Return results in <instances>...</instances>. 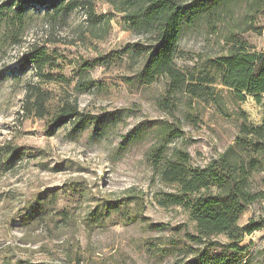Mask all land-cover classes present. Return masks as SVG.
Instances as JSON below:
<instances>
[{"label": "rangeland", "instance_id": "1", "mask_svg": "<svg viewBox=\"0 0 264 264\" xmlns=\"http://www.w3.org/2000/svg\"><path fill=\"white\" fill-rule=\"evenodd\" d=\"M249 1L222 0L210 20L186 17L176 67L187 72L226 54L233 34L263 52L264 16ZM13 5L0 0V264H213L231 254L225 236L193 242L186 211L159 203L173 189L155 166L182 153L187 167H204L233 144L243 121L261 123L264 97L239 103L222 90L215 105L170 93L164 76L140 85L145 58L132 45L146 39L109 0H75L55 16ZM89 8L109 23L95 26ZM33 47L53 65L24 67ZM81 77L87 85L78 90ZM29 86L48 94L43 118L23 109ZM74 100L80 115L52 127L59 106ZM250 186L263 199L238 220L253 230L239 243L241 260L264 264V173Z\"/></svg>", "mask_w": 264, "mask_h": 264}, {"label": "trees", "instance_id": "2", "mask_svg": "<svg viewBox=\"0 0 264 264\" xmlns=\"http://www.w3.org/2000/svg\"><path fill=\"white\" fill-rule=\"evenodd\" d=\"M75 0H14L16 11L22 13L28 7L42 8L55 15L68 13ZM113 10L121 13L130 29L143 36L147 44H133V52L144 56V63L135 75L140 85H149L164 76L170 93L184 92L193 99L221 103V91L229 92L234 102H245L252 97L260 103L264 97V51H251L245 41L233 34L227 38L226 54L206 61L198 68L184 72L175 65V57L182 23L187 17H205L210 20L217 13L222 0H109ZM232 1V0H231ZM248 8L254 14L264 16V0H250ZM88 9V20L96 26L109 23L103 16H96ZM103 20V21H102ZM21 64L41 70L53 65L44 48L33 47L22 56ZM76 85L86 89L83 77ZM87 82V81H86ZM221 87L218 89V87ZM24 111H35L43 118L47 113L48 94L29 86ZM78 104L63 102L57 109L52 127L58 128L79 116ZM19 150L10 152L14 158ZM177 162L166 161L155 166L160 182L173 189L164 193L159 203L163 207H182L195 223L197 236L193 242L210 237L225 236L228 239L224 252L215 255L213 264H247L242 262L245 249L239 246L245 234H251L248 226L240 227L238 220L263 194L251 189L255 174L264 173V118L258 125L243 121L233 144L204 167L190 168L185 154Z\"/></svg>", "mask_w": 264, "mask_h": 264}]
</instances>
